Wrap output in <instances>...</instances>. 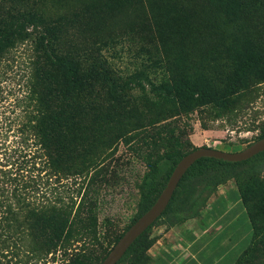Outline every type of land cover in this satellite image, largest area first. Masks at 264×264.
<instances>
[{"label":"trees","instance_id":"trees-1","mask_svg":"<svg viewBox=\"0 0 264 264\" xmlns=\"http://www.w3.org/2000/svg\"><path fill=\"white\" fill-rule=\"evenodd\" d=\"M113 25L140 43L131 70L105 54ZM262 84L264 0H0V264H84L86 238L97 240L101 180L91 191L83 182L117 145L198 108L230 115ZM258 127L256 141L264 121ZM195 148L147 156L130 224ZM41 162L43 177L34 174ZM70 177L81 178L78 201L54 185ZM228 181L252 226L235 263L247 264L264 243V151L242 161L197 159L116 264H149L152 226L192 219Z\"/></svg>","mask_w":264,"mask_h":264},{"label":"rangeland","instance_id":"rangeland-1","mask_svg":"<svg viewBox=\"0 0 264 264\" xmlns=\"http://www.w3.org/2000/svg\"><path fill=\"white\" fill-rule=\"evenodd\" d=\"M110 29V32L105 34V39L108 38L106 40L109 42V49L105 54L119 68L131 70L133 51L140 43L135 39L130 40L129 37L122 38L115 25ZM260 88L253 102L230 115L218 116L211 108H198L171 116L156 127H150L146 132L133 136L128 141L120 142L114 154L109 155L98 169L99 174L96 178L94 176L88 182L94 175H91V172L83 182V186L88 184L91 191L96 184L94 180H101L97 182L100 186L97 240L89 236L86 238L84 250L80 251L84 255H82L85 259L84 264H98L104 254L113 247L117 236L136 216L138 186L147 169V156L153 157L157 152L172 150L184 153L193 146L239 151L256 141L259 134L258 126L264 121V84ZM160 136L165 138L164 145L157 146L158 143H151ZM198 137H201V141H196ZM168 139L171 142H167ZM42 165V162L36 164L41 170L34 171V174L44 176ZM80 183L81 178L70 177L54 185L58 186V192L65 195V200L66 196H72L78 201L76 191ZM161 222L158 221L156 225ZM71 253L76 252L72 250ZM53 264L61 263L56 260ZM247 264H264V243L259 246Z\"/></svg>","mask_w":264,"mask_h":264},{"label":"crops","instance_id":"crops-1","mask_svg":"<svg viewBox=\"0 0 264 264\" xmlns=\"http://www.w3.org/2000/svg\"><path fill=\"white\" fill-rule=\"evenodd\" d=\"M150 236L149 264H235L250 245L252 226L228 181L209 194L195 217L171 227L155 224Z\"/></svg>","mask_w":264,"mask_h":264},{"label":"water","instance_id":"water-1","mask_svg":"<svg viewBox=\"0 0 264 264\" xmlns=\"http://www.w3.org/2000/svg\"><path fill=\"white\" fill-rule=\"evenodd\" d=\"M264 151V137L239 151H224L208 146H198L186 153L175 165L166 185L154 203L124 231L99 264H116L131 243L144 232L164 211L185 171L200 157H214L227 161H242Z\"/></svg>","mask_w":264,"mask_h":264}]
</instances>
